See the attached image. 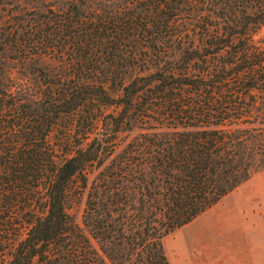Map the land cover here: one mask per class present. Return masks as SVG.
I'll list each match as a JSON object with an SVG mask.
<instances>
[{
    "label": "trees",
    "instance_id": "1",
    "mask_svg": "<svg viewBox=\"0 0 264 264\" xmlns=\"http://www.w3.org/2000/svg\"><path fill=\"white\" fill-rule=\"evenodd\" d=\"M106 1L7 32L56 62L37 81L0 63V264H171L163 237L264 168V0ZM63 115L75 147L58 161ZM77 179L89 235L67 210Z\"/></svg>",
    "mask_w": 264,
    "mask_h": 264
},
{
    "label": "rangeland",
    "instance_id": "2",
    "mask_svg": "<svg viewBox=\"0 0 264 264\" xmlns=\"http://www.w3.org/2000/svg\"><path fill=\"white\" fill-rule=\"evenodd\" d=\"M65 1L66 0H0V63H3L7 72L11 73L16 78H22L29 75L30 81H37V77L31 72H34L40 63L53 64L56 62V59L52 56H44L37 60L34 57L30 58L29 56H25L23 53L20 54L13 48L8 47L6 38H10L9 36L7 37V32L13 27L12 21L16 19L15 16H30L36 7L47 4H53L55 7H62L66 4ZM110 1L112 0H107L105 5L109 4ZM98 2L99 0H89V4L94 6H100ZM259 37H264V24L255 34V38ZM113 109H115L113 106L104 107V110L106 111ZM72 118L73 116L69 115H63L60 117L48 135V140L54 150L55 158L58 161H60L65 155H68L71 152V149L75 147V139L68 132V130L72 128ZM142 130L141 127L134 126L132 129L126 131V133L128 134V138H130ZM90 176L91 174H89V177ZM250 176L259 177L260 180L264 181V168L254 171ZM85 199L86 188H82L79 179H77L72 184L67 210L73 220L81 226L86 234L89 235L88 230L82 222ZM195 218L190 222L175 228L163 237L162 242L164 250L171 264H188L189 261L194 264H213L211 238L206 241L207 243H204L206 246L203 248H200L201 244L197 241L198 234L202 230L201 225L203 221L201 222V220L204 219V216H201L198 219ZM209 226L211 227V225ZM92 241L94 245L98 247L95 240L92 239ZM184 241L194 242L197 249L192 247L185 248L184 253H182L177 251L175 247H171V245L181 244V242ZM7 245V243L0 242V248H7ZM199 249L200 251H198ZM99 252L104 256L101 250H99ZM104 257L107 263L111 264L109 259L106 256ZM131 258L132 261L130 264H142L135 255H131Z\"/></svg>",
    "mask_w": 264,
    "mask_h": 264
},
{
    "label": "crops",
    "instance_id": "3",
    "mask_svg": "<svg viewBox=\"0 0 264 264\" xmlns=\"http://www.w3.org/2000/svg\"><path fill=\"white\" fill-rule=\"evenodd\" d=\"M201 216L197 241L203 248L211 238L213 264H264V181L259 177L249 176L195 219ZM171 247L182 253L197 249L189 241Z\"/></svg>",
    "mask_w": 264,
    "mask_h": 264
}]
</instances>
